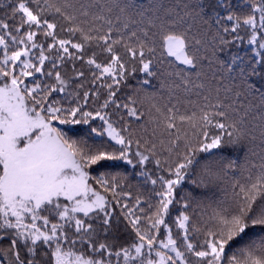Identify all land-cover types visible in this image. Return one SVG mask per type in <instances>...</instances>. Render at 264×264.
<instances>
[{
	"label": "snow or ice",
	"instance_id": "1",
	"mask_svg": "<svg viewBox=\"0 0 264 264\" xmlns=\"http://www.w3.org/2000/svg\"><path fill=\"white\" fill-rule=\"evenodd\" d=\"M0 264H264V0H0Z\"/></svg>",
	"mask_w": 264,
	"mask_h": 264
},
{
	"label": "trees",
	"instance_id": "2",
	"mask_svg": "<svg viewBox=\"0 0 264 264\" xmlns=\"http://www.w3.org/2000/svg\"><path fill=\"white\" fill-rule=\"evenodd\" d=\"M145 2H147V0H136V3H145ZM167 2L175 5L176 10L179 11L180 6L183 3V0H167ZM212 2L214 3L215 0H212ZM236 2H237V0H233V3H236ZM197 27H199V25H197ZM245 47H246V45H245ZM234 51H236V49L231 48L227 52L220 53L221 59H228L230 52H234ZM166 67H167L166 64L163 65L161 67V71L163 70V68H166ZM203 71L206 74V76L210 79L213 72H214V68L205 67ZM69 75H71V73H69ZM135 75H136V78H130L128 80V84L130 85V87L122 88V91L130 94L133 91L138 90V91H136V99L139 102L137 106L142 111H145L147 113V111L151 108L152 103H154V102L160 103L159 95H165L166 96V93H159V82L161 79L160 72L159 71L157 72L156 77L150 78L151 82H152L151 85L144 86L145 88H147V93H152L153 91L158 92V96L154 100L150 99L149 96L145 93L144 89L140 88V86L137 84V79H142L144 77V74L137 72ZM210 82L218 84L222 88H230L231 89V91L222 90L220 93L221 99L224 101L225 104H233L234 107L239 108L241 105H247L249 103V99H246L243 94H240L237 96V93H242V91H243L242 86L239 84L238 81H234L231 84H229V81L227 78H225L223 81H221L219 79V75H217V80L210 81ZM152 85H155V88H153ZM225 97H227V98L225 99ZM193 99H195V97H193ZM241 111H243V109H241ZM142 119L147 120V116H145ZM145 126L149 129V132L146 135H148L149 138H151L150 133H151V127L152 126L149 124H146ZM86 127L87 126H75V132L70 133V135L83 134ZM255 145H256V151L259 152V140H257L255 142ZM226 151H228L229 153H232L234 156H239V162L243 163L244 152H245V149L243 147H240L238 149H227ZM253 159H255V157H253ZM105 170L113 172V173H120L122 176L127 177L126 181L124 182L125 190L132 194L133 201L135 200V198L137 196L144 197L145 195H147L145 186H143L141 184L142 178L139 177L138 175H136L137 170H134L130 166H126V165H118L116 167L107 168ZM185 187L189 191H191L193 193V195H195V196H200L204 192L208 191L207 189L194 188L191 185H186ZM213 190H215V189H213ZM121 239H123V236L121 237Z\"/></svg>",
	"mask_w": 264,
	"mask_h": 264
}]
</instances>
